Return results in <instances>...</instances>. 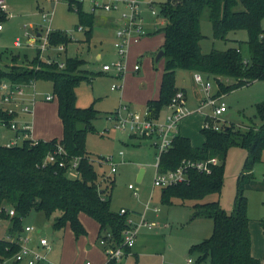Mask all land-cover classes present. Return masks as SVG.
Returning <instances> with one entry per match:
<instances>
[{
  "label": "trees",
  "instance_id": "16d2710c",
  "mask_svg": "<svg viewBox=\"0 0 264 264\" xmlns=\"http://www.w3.org/2000/svg\"><path fill=\"white\" fill-rule=\"evenodd\" d=\"M238 4L242 8H238ZM68 9L78 15L79 27L85 30V41H89L94 27V13L84 11L82 2L77 0H68ZM204 13L215 39L225 40L230 32L246 31L248 60L243 59L239 48L212 49L202 53L200 19ZM158 14L163 22L158 29L164 35L161 47L163 73L158 98L147 101L145 106L149 119H158L175 93L182 90L175 83L178 70L212 77L217 87L213 97L252 81H264V27L261 24L264 0H167L158 5ZM4 17L0 10V20ZM47 40L49 46L61 47L72 41L59 30L48 33ZM38 51L31 60L25 56L21 61L19 55H11L10 64L0 67V84L5 82L12 87H20L37 81L50 82L52 98L57 101V114L62 123V137L49 141L23 138L20 145H0V220L9 221L6 231L9 238H0V264L7 260L8 264H20L11 259L19 251L16 238L24 232L22 220L31 211L42 213L46 219L55 217L50 224L51 232L68 227L76 239L86 235L79 220V214L84 213L97 222L98 239H106L105 232L110 234L112 246L122 243V233L129 227L126 222L128 214L113 212L110 208L114 181L105 182L103 188L100 186L99 175L85 148L86 135L95 132L93 121L100 111L94 103L85 108L76 105L77 86L81 82L90 83L100 73L86 71L83 68L85 61L77 57H65L62 67L59 61H43ZM4 56L6 58L7 55L0 53V62ZM224 79H231L232 82L225 83ZM256 113L264 121V100L256 104ZM13 118L14 115L0 105V119L9 123ZM206 120L210 126L199 130L202 144L193 146L187 137L176 133L170 147L159 155L157 171L175 170L184 160L204 162L215 159L217 163L209 165L207 172L187 169L182 181L160 188V202L170 204L173 199L182 203L196 201L192 206L191 219L205 217L211 220V234L188 248V254L196 256L195 264H264L251 254L245 196L246 186L253 178L251 169L260 162L264 151V122L244 130L233 124L221 123L215 130L212 119ZM19 131L23 133L21 129ZM128 136L147 141L152 138L134 134ZM154 146L157 149V145ZM58 147H61V153ZM230 147L244 149L246 158L236 178L233 209L228 213L218 201H200L221 193ZM48 155H53L56 163H45ZM74 159L78 160L75 171L69 169ZM59 163L65 166L59 167ZM7 210H13V215L10 216ZM259 225L264 233V218L259 220Z\"/></svg>",
  "mask_w": 264,
  "mask_h": 264
},
{
  "label": "rangeland",
  "instance_id": "374dc122",
  "mask_svg": "<svg viewBox=\"0 0 264 264\" xmlns=\"http://www.w3.org/2000/svg\"><path fill=\"white\" fill-rule=\"evenodd\" d=\"M135 1L138 3L139 22L143 24V19L149 15L148 11L151 14V8L147 7V4L153 5L154 3V10L158 14V5L167 0ZM4 2L6 5L5 11L0 9L5 15L3 20H0V53H4L7 56L6 58L4 56L3 61L0 62L1 68H4L5 64H10L11 55H19L21 61L25 56L31 60L37 53V50H39V57L43 61L51 59L61 63L65 57L83 59L85 61L83 68L94 73L99 68L102 69L103 64H111L116 61L117 58L113 46L115 39H113L111 31L102 32L99 39L97 36L98 31L94 26L91 33V37L93 38L88 44L85 41V30L78 29L81 26L78 22V15L75 11L68 9V0H54L55 6L53 9H51L50 3L47 0H4ZM89 6V0L82 2L84 11H87ZM122 6L124 5L120 4L117 10L111 11L112 15H118L120 18V13L123 11ZM238 8H242V6L238 4ZM158 17L161 19L159 14ZM120 21L118 25L121 24ZM261 24L264 27V19H262ZM35 30L36 32L38 31V36H36ZM54 30L65 32L68 37L72 38V41L67 45L65 51L56 45L48 46V50L43 48L41 52L39 48H41V44H43L44 39L47 37L46 34ZM115 30L114 28L112 29V32L114 31V38ZM200 31L203 36L200 41L202 53H208L212 49L223 51L228 48H239L243 59L248 60L249 52L246 44V31L230 32L225 40L215 39L212 36L211 24L207 20L205 13L200 19ZM105 34L108 35L105 37ZM29 38H32V40L28 43ZM15 40L19 41L18 45H15ZM57 51L59 53L63 52L59 56H56ZM96 53H101V60L95 59ZM202 76L204 81L210 82L208 92H204L201 85L193 82L192 73L189 74L188 71L183 70H178L175 73V79L178 84L183 85L187 90L188 97L185 106L189 111L195 107L198 97H204L205 93L206 96L215 95L211 94L217 88L213 78L206 77L205 75ZM114 77L115 75L111 71L104 72L93 79V83L81 82L77 86L79 94L77 107L82 106L79 108H85L91 102H94V107L100 111L97 119L93 121L95 132L87 133L85 139V148L95 171L99 175L100 186L103 188L106 184L105 182L109 180L114 181L110 204L112 210H118L122 206L128 208L129 211H146V215L148 216L147 222L155 228L153 231H147L143 226H140L136 240H138L139 233L150 232L165 243L164 254L161 253L155 256L140 255L137 264H186L188 258L195 264L196 256L188 254V248L191 244L197 243L211 234L212 229L210 228L212 222L209 218L205 217L189 222L193 213L192 205L196 201H185V203H182L178 199H173L170 204H162L160 202L159 194L161 187L153 186V179L156 173L155 155L157 154L154 143L157 142V137L154 136L149 141L130 138L127 130H122L115 126V122L110 115L115 111L113 109L115 104L114 93L117 91H112L113 93L110 91V85L116 79ZM117 79L120 78L117 77ZM224 82L231 83L232 80L224 79ZM93 88L100 94L101 99L94 101L93 98L88 102L89 94ZM34 89L39 93H48L49 91L47 92V90L51 89V85L50 82L38 81ZM31 92L32 89H29L28 93ZM263 100L264 81L262 80L252 81L248 85L229 91L221 98V101L225 103L227 108L219 117L218 123L233 124L241 130L250 126H259L264 121H261L256 115V104ZM82 103L83 105H80ZM0 105H3L1 101ZM203 111L207 115L211 114L209 106L205 107ZM170 112L169 105L165 106L160 112L159 121L164 122L165 117ZM203 121L204 114L194 112L186 116L180 123V127L183 126L181 133L187 134L193 145L200 144L202 141L199 128L203 125ZM17 125H19V122H17ZM3 133L5 136H8L12 134V131L8 128L0 127V145H5L6 142L1 137ZM21 141L18 139L17 145H20ZM145 142L147 143L144 144ZM110 157L112 158L111 161L106 163L104 160ZM245 158L246 151L244 149L230 147L225 161L221 193L212 194L205 198L211 201L219 196L220 206L228 213L233 209L236 178L243 167ZM112 163L115 172H111ZM141 169L143 172L141 179L138 181ZM251 173L253 178L246 186L245 196L247 198V215L252 229L254 225H256L254 228H259V220L264 218V151L260 162L254 164L252 167ZM129 184L134 187L133 190L128 189ZM135 217L137 218L136 221H138L141 216L135 215ZM54 218L52 216L50 219H46L42 213L31 211L22 220V226H32L35 229L31 235L36 238V242L40 237L46 238L50 245L46 253L48 259H51L52 264H60L59 260L63 256V254L60 256L61 249L63 242L67 241L68 230L63 229L59 232L47 233V228ZM1 221V228H5L6 224L8 226V219H1ZM0 235H3L1 230ZM117 262L120 261L118 260ZM126 264L130 263L126 262ZM200 264H207V262Z\"/></svg>",
  "mask_w": 264,
  "mask_h": 264
},
{
  "label": "built area",
  "instance_id": "2783aa9c",
  "mask_svg": "<svg viewBox=\"0 0 264 264\" xmlns=\"http://www.w3.org/2000/svg\"><path fill=\"white\" fill-rule=\"evenodd\" d=\"M83 2L84 0H77ZM90 7L88 12L95 13L98 11L103 12H111L113 10H117L120 4L125 6V10L120 13L121 24L115 30V40L113 46L117 53V60L111 64H104L102 66V71L112 72L115 77H121L124 71L123 59L126 53V48L131 40H138L141 37L145 36L146 31L143 27V24L139 22V11H138V3L135 0H89ZM151 8V14L154 15L156 11L153 7ZM0 9L5 11L6 5L4 0H0ZM46 15V14H44ZM1 29V26H0ZM79 30H83L81 27H78ZM48 35V33L46 34ZM15 45L19 44L18 40L14 41ZM41 49L46 48L48 50V40L47 37L44 39L43 44H41ZM61 49L63 47L58 46ZM59 49V50H61ZM46 61L50 62L51 59H46ZM60 67L63 66V63H60ZM139 69V65L135 64L133 66V71H137ZM193 79L196 84L202 86L205 92H208L210 89V82L204 81L203 76L200 73H194ZM118 86L113 84L111 89H117ZM29 89H32L31 93H28ZM0 101L3 104V109L14 115L13 120L9 123H6L4 120L0 119V127L8 128L10 130L20 132L19 135H16V139L6 144V146L17 145V140H22L23 138H27L29 125L27 121H24L20 127L17 126L16 120L20 115H30L31 114V106L34 102L35 89L34 83H31L27 86H15L12 87L9 84L2 82L0 84ZM30 95V98L27 96ZM52 96H46V100H50ZM222 96H207L206 100L202 101L200 105L194 110H188L185 106L186 98L185 94L182 90H179L175 93L169 107L171 112L165 117L164 122H160L159 119H149L147 110H143L141 112L135 111L131 109L126 104H121L119 108H117L113 115V121L115 122V126L122 130H127L129 134H134L137 136H145V137H157V142L154 144L157 145V154H156V173L153 179L154 187H166L172 184H175L179 181H182L185 176L187 169H194L199 172H207L209 171V165H214L217 163L215 159H209L208 161H182L181 164L175 169L171 171H166L164 173H160L157 171V161L159 155L166 151L170 145L173 136L178 133V127L180 122L191 113H202L205 116L202 127H209V123L206 118L212 119V128L215 130L219 129V117L226 111V105L221 101ZM209 106L211 108V114L207 115L203 112L205 107ZM9 124V126H8ZM201 127V128H202ZM19 129L22 130L19 131ZM58 152L61 153V147H58ZM111 157L105 159L106 163L111 161ZM77 159H74L70 164L69 169L75 171ZM45 163H56V159L53 155H48L45 158ZM59 167H64L63 163L58 164ZM111 172H115V168L113 167V163L111 164ZM128 189L133 190L134 187L132 185H128ZM8 214L13 215V210H7ZM120 214H128L126 209H120L118 211ZM129 227L125 229L122 233V243L120 245L112 246L110 241V234L105 232L106 239L99 238L97 243L99 247L102 249L105 256V264H109L111 262H117L122 259L126 254H129L130 250L135 244V240L137 237L138 229L140 226L143 227H151V225L145 220L143 216L135 223L131 217H127L126 220ZM35 229L32 226H25L24 232L18 235L17 242L19 244V251L12 257L11 261L24 263V264H50V260L47 257V251L50 248L49 242L46 238L40 237L36 243H34L33 236L31 235ZM129 249L128 252L125 250ZM9 261H4L3 264H8ZM84 264H91L90 261H86ZM186 264H193V261L188 258Z\"/></svg>",
  "mask_w": 264,
  "mask_h": 264
},
{
  "label": "crops",
  "instance_id": "0c3cea01",
  "mask_svg": "<svg viewBox=\"0 0 264 264\" xmlns=\"http://www.w3.org/2000/svg\"><path fill=\"white\" fill-rule=\"evenodd\" d=\"M47 1L50 3L51 9H53V7L55 6V3L53 2L54 0H47ZM153 5L147 4V7L154 8L155 4L153 3ZM122 9L125 10V6H122ZM96 13L97 12L94 13L95 15V20H94L95 27L94 28H96L98 31V35H97L98 38L100 39L102 32L106 33V31H109V32L111 31L113 39H115L114 31L112 32V29L113 28L116 29L119 26L118 22L120 18L118 17V15L113 16L112 15L113 13L103 12V11H98V14ZM148 13L149 15L146 16L145 19H143V27L147 31L148 34L141 37L140 39L136 41L135 40L129 41L127 48H126V53L123 59L124 71L122 73V76L120 77V79H117V78L114 79V83L110 85L111 92L117 91L116 93H114L115 94V104L113 108L114 110L119 108L121 104H126L131 109L141 112L146 109L145 106H146L147 101L157 99L159 96L160 83H161V78H162V73H163V60L162 58H160L157 62H155V56L158 53V51L161 50V47L164 41L163 33L158 31V29H160L163 26V22H162V19H160L157 14L151 15L149 11ZM35 34L36 36H38L39 35L38 31ZM107 35L105 34L104 36L106 37ZM92 38L93 37H91L90 40L86 42L89 44V42L92 41ZM31 40L32 38H29L27 42L29 43V41ZM67 45L63 47L64 49L63 51L66 50ZM57 52H58L57 54L55 53L54 54L56 56H59L61 52L60 53L59 51ZM115 56L117 58L116 51H115ZM95 59L101 60V53H96ZM135 64L139 65V69L137 71H133V66ZM95 73H100L101 75L104 72L102 71L101 68H99L97 72ZM190 73L191 72H189V74ZM193 75L194 73H192V80L195 83L193 79ZM90 83H93V80ZM175 83H176L177 88L183 90L185 94V98H186V103H187L188 96L186 93L187 91L186 88L183 85L178 84L176 79H175ZM35 84L36 82L34 83V87H35ZM113 84H116L118 88L114 90L111 89V86ZM47 92L48 93H43V92L39 93L38 91H35L34 102L32 103V106H31L32 108L31 114L28 116L20 115L16 121V122H19V125H17L18 127H20L24 121H27L29 125L27 138L29 139L49 141L54 138L61 139L62 137V123L57 114V106H58L57 101L55 98L46 100L45 99L46 96H52L51 89L47 90ZM75 93H76V105H77L78 100H79L78 98L79 94H78L77 88L75 90ZM215 93H216V90L214 93H211V94H215ZM99 95L100 94L96 92L93 88L91 90V93L89 94L88 102H90L93 98H94V101L100 100L101 97ZM27 98H30V95L27 96ZM206 98H207L206 93L204 97L202 96L198 97L196 99L195 107L190 110L196 109L202 101L206 100ZM91 103H94V102H91ZM80 105H83V103ZM79 107H82V106H79ZM204 119H205V116H204ZM182 128L183 126L180 127V124H179L178 132H180L181 135L187 137L190 140L187 134L181 133ZM200 129L201 128H199V130ZM10 131H12L11 135L5 136V134L3 133L1 136L4 139V141H6L5 145L11 141H14L16 139V135H19L16 131H13V130H10ZM202 142H203V137H202V141L200 144H196V145H193L192 143L191 144L193 146H199L202 144ZM146 143L147 142H145L144 144ZM141 176H142V173H141ZM141 176H140V179H141ZM159 199H160V194H159ZM203 200L202 202L208 201L205 198ZM211 201H218L220 204L219 196ZM120 209H126L128 212V216L131 217L135 223L137 222L136 221L137 218L135 217V215H138V217L143 216L145 220L148 221V216L146 215L147 214L146 211L144 212L143 211L138 212V211H133V210L129 211L128 208H125L122 206L118 210H112L111 208L113 212H118ZM196 219H201V218L198 217L195 219H190L189 222L196 220ZM79 220L86 230V235L80 236L76 239L68 227L64 228V230H68L67 232L68 235H67V241L66 242L64 241L62 245V249H61L62 251H61L60 256H62V254L63 256L59 260V263L60 264H84L86 261H90L91 264H105L104 253L97 243L98 234H99V226L97 222L91 219L90 217H88L84 213L79 214ZM0 223H2L1 220H0ZM8 226L6 224L5 228L0 227V230L2 231V234H3V235H0V238H7V239L9 238L7 237V234H6V231H7L6 228H8ZM255 226L256 225H254V227ZM49 228H51L50 225L47 228V230ZM144 228L147 231H151V230L153 231L155 227L151 226V227H144ZM210 229H212V226ZM252 229H251L250 219H249V231H250V236H251V254L255 258L260 259L262 262H264V233L260 225H259V228H254L253 231ZM33 239H34V243H36V238L33 237ZM164 250H165V243L162 239H159V237L154 236L150 232L139 233L138 240H136V243L134 247L130 250L129 254H126L124 258L119 260L120 262L122 261L121 263L120 262H117V263L115 262V263L116 264H126L127 262L130 264L132 263L137 264L138 258L140 255L145 254V255L155 256L161 253L164 254L163 253ZM50 264H52L51 259H50Z\"/></svg>",
  "mask_w": 264,
  "mask_h": 264
},
{
  "label": "water",
  "instance_id": "95a60500",
  "mask_svg": "<svg viewBox=\"0 0 264 264\" xmlns=\"http://www.w3.org/2000/svg\"><path fill=\"white\" fill-rule=\"evenodd\" d=\"M163 55V51L162 50H159L158 53L156 54L155 56V62H157ZM141 173H142V170L140 171L139 175H138V181L140 180V176H141ZM51 232V228H49L47 230V233H50Z\"/></svg>",
  "mask_w": 264,
  "mask_h": 264
}]
</instances>
